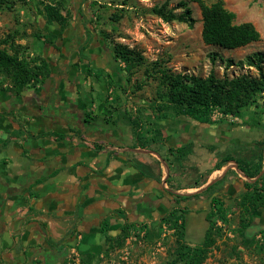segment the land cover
<instances>
[{"label":"crops","instance_id":"crops-1","mask_svg":"<svg viewBox=\"0 0 264 264\" xmlns=\"http://www.w3.org/2000/svg\"><path fill=\"white\" fill-rule=\"evenodd\" d=\"M68 34L33 49L50 65L41 82L0 89V264H62L69 248L99 249L174 210L194 241L217 208L263 193L264 112H161L127 88L102 37ZM246 217L245 232L264 235V204Z\"/></svg>","mask_w":264,"mask_h":264},{"label":"rangeland","instance_id":"rangeland-1","mask_svg":"<svg viewBox=\"0 0 264 264\" xmlns=\"http://www.w3.org/2000/svg\"><path fill=\"white\" fill-rule=\"evenodd\" d=\"M40 1L54 0H26L9 10L0 9V39L15 33V42L25 48V55L33 58L41 56L38 51L33 52L38 44L64 37L72 39L74 35L68 31L79 27L87 34H98L110 47L117 42L134 48L144 59L128 74L131 84L127 88L131 92L142 90L141 94L161 112L168 106L157 94L165 90L159 79L161 68L200 77L210 73L216 77L255 75L253 67L236 64L254 52L264 53V0H221L224 7L234 13L236 23L251 22L259 32L258 40L231 49L203 42L201 11L198 4L190 0H130L127 6L122 4L123 0H63L62 12L68 17L69 25L61 32L56 26L45 23L39 13ZM181 1L190 9L192 21L166 22L146 10L165 3L174 12H181L178 5ZM112 13H119L121 17L113 21ZM123 64L125 67V62ZM10 85L9 76L0 72V89L10 88ZM262 102L261 99L260 104ZM256 107L264 112V104ZM259 118H262L261 113ZM240 215L237 209L213 211L209 227L212 226L208 227L211 244L206 248L202 264H264V235L251 240L244 238L240 233ZM181 226L178 211L164 214L154 222L126 223L123 235L121 232L107 236L99 249L69 248L62 264H166L175 256L182 241L190 246L200 244L208 231L204 237L191 241L185 233L183 239L180 238Z\"/></svg>","mask_w":264,"mask_h":264},{"label":"trees","instance_id":"trees-1","mask_svg":"<svg viewBox=\"0 0 264 264\" xmlns=\"http://www.w3.org/2000/svg\"><path fill=\"white\" fill-rule=\"evenodd\" d=\"M198 4L202 17V39L205 44L216 45L222 48H236L259 39V32L251 22L234 21V13L226 9L221 0L206 3L204 0H190ZM26 0H0V9H11L15 4L25 3ZM130 0H123L127 6ZM181 12H174L167 8L165 3L156 4L146 8L163 21H192L190 9L186 3L179 2ZM63 0L40 1L39 13L48 25L56 26L59 31L65 30L69 25L68 17L62 12ZM121 17L119 13H112L113 21ZM17 35L8 33L0 39V72L10 78V89L17 92L19 88L35 85L41 82L50 71L48 60L43 56L29 58L25 55V48L15 42ZM47 43V42H46ZM48 43H52L48 41ZM113 58L125 62L123 70L130 75L131 69L143 61L142 55L134 48L115 42L111 46ZM222 59V58H221ZM224 61V60H223ZM228 62L231 60H227ZM264 53L254 52L236 65L253 67L256 74L242 73L234 76L224 75L216 77L210 73L200 77L185 72H176L161 68L158 70L159 79L165 90L159 91V99H165L166 104L182 115H187L198 122H209L211 112L218 109L224 114L239 115L248 106H260L264 101ZM129 77H126V82ZM137 88L139 86L137 85ZM261 191L255 190L253 194L245 196L241 201V215L239 219L240 233L244 238L253 239L246 233L248 220L246 215L257 206L264 204V187ZM255 201V202H253ZM253 202L252 207L245 203ZM220 208H217L218 210ZM215 210V211H216ZM176 211V210H174ZM247 213V214H245ZM245 214V215H244ZM210 225L209 228H211ZM125 226L120 228L123 235ZM210 229L204 240L193 246L181 242L175 250V256L166 264H202L206 248L211 244ZM120 235V236H121ZM178 235L183 239L184 225L179 229Z\"/></svg>","mask_w":264,"mask_h":264}]
</instances>
